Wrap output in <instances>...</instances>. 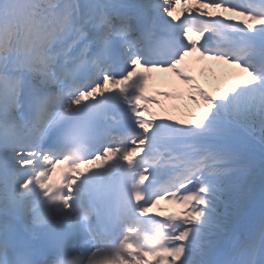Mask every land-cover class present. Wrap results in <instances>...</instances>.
I'll return each instance as SVG.
<instances>
[{
  "label": "snow or ice",
  "instance_id": "snow-or-ice-1",
  "mask_svg": "<svg viewBox=\"0 0 264 264\" xmlns=\"http://www.w3.org/2000/svg\"><path fill=\"white\" fill-rule=\"evenodd\" d=\"M134 192L175 202L151 264H264V0H0V264H105Z\"/></svg>",
  "mask_w": 264,
  "mask_h": 264
},
{
  "label": "bare ground",
  "instance_id": "bare-ground-1",
  "mask_svg": "<svg viewBox=\"0 0 264 264\" xmlns=\"http://www.w3.org/2000/svg\"><path fill=\"white\" fill-rule=\"evenodd\" d=\"M154 213L157 214V216H159V217H165V214H166L167 212H160V213H157L156 211H154ZM161 219L164 220L165 222H167V224H168L169 226L173 227V229L175 230V228H174L172 222H171L167 217H165V218H161ZM219 219H222V217L219 218ZM235 226H236V229H238V230H244V229L247 227V222H246L243 218H241L239 221L236 222V225H235ZM195 255H196V254H194V256H195ZM216 259H219V257H216ZM127 263H128V264H132V262H130V261H127ZM149 264H151V263H149Z\"/></svg>",
  "mask_w": 264,
  "mask_h": 264
},
{
  "label": "rangeland",
  "instance_id": "rangeland-1",
  "mask_svg": "<svg viewBox=\"0 0 264 264\" xmlns=\"http://www.w3.org/2000/svg\"><path fill=\"white\" fill-rule=\"evenodd\" d=\"M250 151L252 152V154H254L256 156L257 159H259L260 151H259V148L258 147L253 148ZM259 212H260V208L258 206V208H257V215L259 214Z\"/></svg>",
  "mask_w": 264,
  "mask_h": 264
}]
</instances>
